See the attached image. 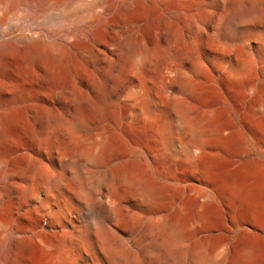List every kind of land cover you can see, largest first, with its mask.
I'll use <instances>...</instances> for the list:
<instances>
[{"label": "rangeland", "instance_id": "obj_1", "mask_svg": "<svg viewBox=\"0 0 264 264\" xmlns=\"http://www.w3.org/2000/svg\"><path fill=\"white\" fill-rule=\"evenodd\" d=\"M53 1L57 4L38 2L34 14L16 3L19 0H0L3 29L12 35L41 34L46 41L58 43L57 84L78 94L84 103L73 101L67 111L57 105L55 124L44 127L38 122L37 140L32 141L23 108L39 95L25 66L26 52L13 46L0 62V78L8 83L0 89V107L12 119L0 144V193L14 178L21 177L25 184L23 194L1 198L0 242L10 226L27 231L25 264H112V256L121 258L126 251L132 253L135 264H198L188 252L195 242L206 244L208 254L212 248L215 254L228 250L230 255L249 248L255 254L253 264H264V211L244 194L250 192L264 202V0H218L216 6L201 0L197 8L191 5L197 0H131L124 14L117 8L124 0ZM101 1L103 8L91 13L89 9ZM250 4L258 8L254 14L227 25L229 11L238 12ZM205 8L207 13L202 12ZM100 9L103 15L98 14ZM123 19L138 21L142 34L161 30V39L120 50L107 78L108 98L116 105L111 111L86 99L84 93L104 67L102 55L118 51L117 26ZM87 43L94 59L78 51ZM246 62L253 67L246 76V88L229 85L225 69ZM190 82L198 88L194 95L186 89ZM133 94L138 107L140 96L147 95L173 149L189 146L196 152L203 129L192 122V112L177 108V103L187 104L194 113H208L225 133L230 132L227 147L211 161L208 171L163 160L165 145H157V129L129 128L127 101ZM76 105L89 115L77 127L72 126ZM113 121L119 124L113 126ZM104 140L110 142L114 156L95 164L87 150L96 149ZM31 152L35 153L34 166H27L26 156ZM123 163L134 166L140 178L160 191L156 209L149 207L138 179L111 175ZM43 172L59 183L44 180ZM97 201L107 208L97 206ZM176 210L186 218L200 212L205 220L166 253L154 244H161L168 232L153 222ZM60 222L67 224L70 241L63 249L54 247L49 252L44 242L51 239V224ZM104 234L112 240L110 246L103 244ZM94 251L99 252L98 260L91 257Z\"/></svg>", "mask_w": 264, "mask_h": 264}, {"label": "bare ground", "instance_id": "obj_2", "mask_svg": "<svg viewBox=\"0 0 264 264\" xmlns=\"http://www.w3.org/2000/svg\"><path fill=\"white\" fill-rule=\"evenodd\" d=\"M40 1L41 0H19V2L16 3L23 4V6L26 7L27 11H31L32 13L36 14L38 8V2ZM47 1H48L46 3L47 5L57 4L55 1L51 2L52 0H47ZM130 2L131 0H124L120 4H118L117 8L121 14L126 13L130 9L131 7ZM200 2L201 0H197L196 2L191 3V5L194 8H197L200 7ZM218 2H219L218 0H208V5L216 6ZM104 4L105 2L101 1L96 6L91 7L89 11L91 13H95V9L97 7L103 8ZM254 5L250 4L246 7H243V9H241V11L238 10V12L229 11L228 16H226L227 25L233 26L241 19L249 17L250 15L254 14L258 10V8L255 7L256 5L255 6ZM207 8L203 9L202 12L207 13L208 11ZM98 14L103 15L102 9H100ZM139 27H140V23L134 19H123L121 23L117 26V32L119 34L117 40L118 51L111 54V56L105 54L102 55V59H103L102 62L104 63V67L102 66L103 68L101 70L100 75L93 82L89 83L88 86L86 87L84 93L86 99L89 98L88 100L91 99L92 101H94V103H96V105L102 106L104 108L113 111L112 109L116 105L110 102L108 98L109 85L107 82V78L110 76L118 59L120 58V54H119L120 50L124 47L130 48L131 46L137 44L142 47L147 46L149 43H154V42L156 43L161 39V33H160L161 30H159V32L156 31L155 33L142 34L139 32L140 31ZM173 31L175 30H172V32ZM12 34H13L12 31L9 32L4 31L3 20L0 18V37H2V39L0 40V62L6 59L8 54L11 52V48L13 46L22 47L26 52L25 66L29 72L31 81L34 84V87L37 89L39 95V99L36 102L35 101L31 102L25 105L23 108L24 116L27 119L26 131L29 135L28 138L32 141L34 140L36 141L38 136L37 123L38 122H41V124L44 123L45 125L44 127L52 126L53 123L56 122L55 121L56 116L59 115V114L57 115V111H58L57 105L60 106L62 110L64 109L65 111H67L70 108L73 101H77V104L81 102L84 103V101H81L80 96L78 94L74 95V93L70 92V90L60 87L57 84L58 76L60 73V61H61V56H60L61 48L58 43L48 42L44 39L43 35L34 34L33 32L18 33L14 35ZM175 34L177 33H173L175 39L176 38L178 39V34L177 36ZM229 35L231 34L229 33ZM232 35L237 36L240 39L243 38L242 35H238L234 33H232ZM87 45L88 46L86 47L78 49V51L79 50L82 51V54L86 59H91L92 57L94 59V55L89 48L90 46L88 43ZM70 46L72 47V45ZM198 68L199 70L202 69L201 67ZM252 71H253L252 63L246 62L235 66L227 67L224 71V77L229 85L233 87H239L241 89H245L246 88L245 80L247 78L246 76L250 74ZM122 75L123 74H118V78H122ZM7 84L8 83L6 81L0 78V89ZM186 89L188 90L189 95L196 94L198 90L196 84L191 82L187 84ZM146 96H140V101H141L140 107H138L136 104V98L134 94L131 95L130 98L128 99L127 105L131 110V112L128 114L129 128L134 131H146L153 128L157 129L158 130V139L156 141L157 145L158 144H159L158 146L163 144L165 145L163 148V152L161 154L163 160L173 163L174 165L187 166L192 168L201 167L202 169L208 171L211 161L219 157L222 151H224V149L227 147L229 139L231 138V133L230 132L225 133L226 129H224L221 125L214 122L208 113H194V111L191 108L190 109L187 108L188 107L187 104L177 103L176 105L177 108L190 110L193 114L191 118L192 122H194L195 125L202 126L203 129L200 130L201 132L199 133L198 150L196 152H194L192 148L189 146L183 147L182 149L179 150L173 149L171 144L172 142L171 138H167V136L165 137L164 127L162 132L161 129L162 122L159 119V117L155 115L154 108ZM77 106L78 105H76L75 107V111L73 114L74 117L72 122V126H76V127L84 125L89 118L88 112H86V110L81 105L78 107ZM10 124H12V119L8 113V110L4 107H0V144L3 142L5 131L7 130L8 127L11 126ZM111 124H113L114 126V125H118L119 122L113 121L111 122ZM39 129H41V127ZM32 141L31 143H34ZM64 155L65 154H63V156ZM87 155L88 158L92 160V162L95 164H99L100 161H102L103 159H107V158L109 159L114 156L112 146L110 142H108L107 140H104L100 146L98 145L96 149H88ZM63 156H62V160L67 162L68 159ZM26 158H27L26 159L27 166L33 165L35 162V153L33 152L29 153L26 156ZM40 174L41 176H43V179L46 180L47 182H50L52 184L59 183L58 178L49 177L44 172ZM115 174L118 176H122V177L124 176L131 179H138L142 187L144 188V194L148 201L149 207L152 209H156L160 205L161 202L160 191L154 186H152L145 179L140 178L138 173L134 169V166L127 163H123L116 170L111 171V175H115ZM14 179H15L14 181L8 183L9 185L7 184L8 185L7 188L1 189L2 192L0 193V202L3 196H7L10 193H14V192H16V194L24 193L25 184L23 185L21 184L20 182L21 177ZM249 193L250 192L244 193L245 197L249 198V200L251 199L254 200L255 202H258L260 209L264 211V202L262 203L259 202L257 199V195H252ZM96 205L99 206L100 208H103L104 210L107 208L105 203H103L102 201H97ZM21 207L22 205L19 204L17 206V209L19 210L21 209ZM204 220H205L204 216L200 212L199 213L197 212V214L194 215L192 218H186L183 212L180 210H176L171 215L156 217L155 222H153V226L158 229L167 231L168 234L161 244H154V247L163 250L166 253H169L170 251L174 250L180 243H183L185 241L186 237L189 236L193 227L194 228L198 227L200 223H202V221ZM52 224L51 227H53L52 230L53 232L52 235H50L51 239L45 241L44 244L49 250L50 248L52 250V248L54 247L55 250L56 247H59L58 250H60L61 247L63 249V246L66 244V242L68 241L69 243L70 241L68 240L69 236H67L68 234L66 232L67 229L66 227L68 226L67 224L62 222L55 225L53 224V226ZM12 227L10 226L8 228V231L6 229L7 227L5 228L8 235L4 234L7 236H4L6 238L3 240V242L2 241L0 242V264H25L26 255L24 256V251L26 249L27 240L30 239L28 237V232L18 229L17 231ZM102 238L104 239L103 244H105V246L106 245L110 246L112 244V240L109 237L107 238L106 236ZM51 250L49 252H51ZM122 250L124 249L122 248ZM215 251L216 248H212V250L208 254L207 245L200 242H195L188 247V252L191 254L192 258H194L198 264H206L208 262H212L213 264H253L255 261L254 251L249 248L241 249L233 253L232 255L229 254L228 250H223L219 254H215ZM98 253L94 251L91 254V257L95 260H98L100 258ZM111 258H112L111 259L112 264H135L133 255L130 251H126L125 255L121 258H116L114 256H112Z\"/></svg>", "mask_w": 264, "mask_h": 264}]
</instances>
